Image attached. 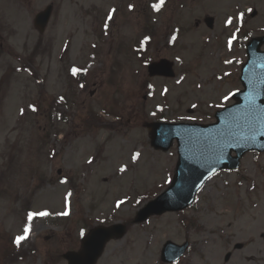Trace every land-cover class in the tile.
<instances>
[{
	"label": "rangeland",
	"instance_id": "374dc122",
	"mask_svg": "<svg viewBox=\"0 0 264 264\" xmlns=\"http://www.w3.org/2000/svg\"><path fill=\"white\" fill-rule=\"evenodd\" d=\"M158 3L0 0V70L20 67L15 58L33 59L35 78L22 74L20 88L23 108L37 107L19 118L6 114L8 101L0 103V231L8 234L0 236V264L18 263L2 253L23 234L29 212L50 215L31 222L20 247L33 255L19 264H66L59 256L78 248L88 225L131 222L168 187L177 159L175 144L167 153L151 148L145 125L211 124L215 111L233 103L243 46L264 34V0H164L156 10ZM50 4L49 27L38 36L33 19ZM206 16L214 19L211 29L202 23ZM161 59L174 64L175 79L148 78L147 64ZM70 65L86 69L87 89L69 90ZM66 91L76 101L47 112ZM91 109L108 129L87 133ZM20 161L22 172L11 171ZM259 218L263 225L249 227ZM166 240L189 243L177 264H264V154H247L236 172L213 176L181 215L129 225L97 264H162Z\"/></svg>",
	"mask_w": 264,
	"mask_h": 264
},
{
	"label": "water",
	"instance_id": "95a60500",
	"mask_svg": "<svg viewBox=\"0 0 264 264\" xmlns=\"http://www.w3.org/2000/svg\"><path fill=\"white\" fill-rule=\"evenodd\" d=\"M50 11L51 8H47L36 17L35 26L39 30L44 29ZM263 42L264 38L252 40L249 56L250 60L255 57V62L244 69L245 91L237 99L236 106L217 115L216 125L155 123L147 126L155 149L167 151L172 141L177 140L178 162L170 187L141 209L133 223H141L153 215L185 209L215 171L237 168L239 158L249 149L264 151V53L258 50ZM231 150L236 152L235 158H231ZM125 233L126 226L121 224L94 228L82 240L80 250L69 252L64 258L68 264H95L105 244L111 239L121 238ZM184 251L185 246L178 248L167 242L162 249V260L168 263L175 261Z\"/></svg>",
	"mask_w": 264,
	"mask_h": 264
},
{
	"label": "snow or ice",
	"instance_id": "6c2138e0",
	"mask_svg": "<svg viewBox=\"0 0 264 264\" xmlns=\"http://www.w3.org/2000/svg\"><path fill=\"white\" fill-rule=\"evenodd\" d=\"M164 4V0H159V3L158 4H155L154 5V8L156 9V10H159L160 9V7L162 6ZM131 7V6H130ZM109 19H111V15L109 16ZM229 22H231V21H229ZM105 27H107V25H105ZM235 37H233V39H234ZM230 43H231V41H230ZM73 71V74L75 75L76 74V72L78 71L77 69H73L72 70ZM82 87H83V85H81ZM226 99H227V97H226ZM35 110V109H34ZM70 195V194H69ZM121 203H123V201H121ZM48 215H50V213L49 212H47V211H41V212H29L28 214H27V221H28V223L25 225V227L23 228V234L22 235H18V236H16L15 237V240H14V243L17 245V246H20L21 245V243L23 242V241H25L26 239H28V237H29V234H30V232H31V222L33 221V219L35 218V217H37V216H39V217H46V216H48ZM59 215H68V212L67 211H65V212H63V213H59ZM81 235H83V232H81Z\"/></svg>",
	"mask_w": 264,
	"mask_h": 264
},
{
	"label": "flooded vegetation",
	"instance_id": "af4514ba",
	"mask_svg": "<svg viewBox=\"0 0 264 264\" xmlns=\"http://www.w3.org/2000/svg\"><path fill=\"white\" fill-rule=\"evenodd\" d=\"M16 77H13V73L10 71L9 68H6L4 72L1 73L0 76V85L7 84V80H9L8 84L12 87L16 86L19 83L18 77L21 73L16 72L14 73Z\"/></svg>",
	"mask_w": 264,
	"mask_h": 264
},
{
	"label": "bare ground",
	"instance_id": "6f19581e",
	"mask_svg": "<svg viewBox=\"0 0 264 264\" xmlns=\"http://www.w3.org/2000/svg\"><path fill=\"white\" fill-rule=\"evenodd\" d=\"M260 225H263V223L261 222V220H260V218L254 223V224H252L251 226H249V227H251V228H253V229H257V228H259V226ZM250 233L248 232V235H249Z\"/></svg>",
	"mask_w": 264,
	"mask_h": 264
}]
</instances>
